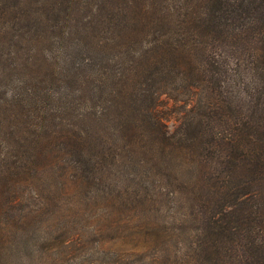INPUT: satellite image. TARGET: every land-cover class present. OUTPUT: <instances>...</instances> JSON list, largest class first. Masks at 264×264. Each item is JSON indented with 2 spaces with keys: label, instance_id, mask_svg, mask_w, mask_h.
I'll use <instances>...</instances> for the list:
<instances>
[{
  "label": "trees",
  "instance_id": "trees-1",
  "mask_svg": "<svg viewBox=\"0 0 264 264\" xmlns=\"http://www.w3.org/2000/svg\"><path fill=\"white\" fill-rule=\"evenodd\" d=\"M77 191L166 207L167 264H264V0H0V231Z\"/></svg>",
  "mask_w": 264,
  "mask_h": 264
},
{
  "label": "rangeland",
  "instance_id": "rangeland-1",
  "mask_svg": "<svg viewBox=\"0 0 264 264\" xmlns=\"http://www.w3.org/2000/svg\"><path fill=\"white\" fill-rule=\"evenodd\" d=\"M184 107L172 97H161L158 113L167 132L174 131ZM74 193L63 197L53 215L38 218L32 230L21 233V241L16 237L21 231H6L5 226L0 264H167L168 253L182 251L178 244L168 246L166 207L155 212V206L144 203L133 209L137 203L123 197Z\"/></svg>",
  "mask_w": 264,
  "mask_h": 264
}]
</instances>
